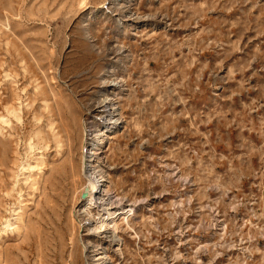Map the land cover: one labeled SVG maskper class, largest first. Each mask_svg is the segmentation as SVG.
Returning a JSON list of instances; mask_svg holds the SVG:
<instances>
[{"label":"rangeland","instance_id":"374dc122","mask_svg":"<svg viewBox=\"0 0 264 264\" xmlns=\"http://www.w3.org/2000/svg\"><path fill=\"white\" fill-rule=\"evenodd\" d=\"M107 97L122 253L74 211ZM88 238L108 264H264V0H0V264H89Z\"/></svg>","mask_w":264,"mask_h":264},{"label":"bare ground","instance_id":"6f19581e","mask_svg":"<svg viewBox=\"0 0 264 264\" xmlns=\"http://www.w3.org/2000/svg\"><path fill=\"white\" fill-rule=\"evenodd\" d=\"M119 80H121V79H119ZM111 93L115 94V92H113V91ZM108 97L103 99V101L101 102L100 107L103 110H101V109H99V111L94 110V112H96V113L103 111L102 112L103 114H101L102 117H105L106 114H107V116H108V114H110L111 117L109 118V121L103 122V128H102L103 130H101V132H100L101 133V140L97 144V148L94 151V154H89L87 157V163H88V166L90 167L89 171L86 172L87 178H88L87 179L88 180V188H87V192H86L87 197L84 196L85 198L82 199L81 203L76 208L77 210L75 209L74 211H75L76 216L78 218H81L80 219L81 220L80 227L83 226V228H86V230L88 231V234H90V235H96L97 234L101 239L104 238V239L110 241V243L117 245L116 250L119 253H122V248L120 247L121 237L118 236L117 227H116L115 223L113 224V222L117 219L118 214H120L122 211H124L125 205H124V203H120L118 206H114V207L111 206L110 202H112L111 200L115 197L112 198V194H110V190L108 188L106 189L103 187H99L98 189H96V186L98 185L96 183L98 181L97 182L94 181V177L97 178L99 175L102 176L103 178L106 177V175L102 171L103 168H102V170H96L99 168L98 163L101 160L100 153L103 151V146L101 143L102 142L104 143L106 138L110 137V133L117 126L116 122L120 123L122 120L121 119V112L119 111V108H118L119 105L117 106V103H116V101H114V98H108ZM104 114H105V116H104ZM89 123H90L89 127L91 129L94 128V130L96 131V129H97L96 124L93 121H89ZM90 150H93V149L91 148ZM105 180H107V179H105ZM105 186H107V185H105ZM98 202L100 203L98 205L99 214H97L95 216L93 214L92 208H93V206L97 207ZM103 245H104L103 242L96 244L90 238H88L86 240L85 248L88 250L87 252H88V257H89V259H88L89 264H108L109 263V261H108L109 255H108V253H107V251ZM96 261H99V262L96 263Z\"/></svg>","mask_w":264,"mask_h":264},{"label":"water","instance_id":"95a60500","mask_svg":"<svg viewBox=\"0 0 264 264\" xmlns=\"http://www.w3.org/2000/svg\"><path fill=\"white\" fill-rule=\"evenodd\" d=\"M84 196H86V191L81 192V197H84Z\"/></svg>","mask_w":264,"mask_h":264}]
</instances>
